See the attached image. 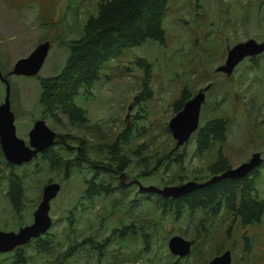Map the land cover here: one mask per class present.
<instances>
[{
  "label": "rangeland",
  "instance_id": "374dc122",
  "mask_svg": "<svg viewBox=\"0 0 264 264\" xmlns=\"http://www.w3.org/2000/svg\"><path fill=\"white\" fill-rule=\"evenodd\" d=\"M96 1L0 0V73L6 74L9 84L15 134L25 143L32 122L42 118L50 129L68 135L70 149L55 148L63 158L74 157L78 147L74 139L82 138L89 148V158L106 160L105 153L92 149L101 141H112L122 128L129 127L131 144L128 141L124 146L129 165L122 172L124 182L129 184L123 191L112 190L85 200L81 197L84 181L92 173L88 168L70 167L64 177L60 169H50L36 157L11 169L22 183L23 206L17 218L5 195L9 168L0 151V230H14L18 222L29 223L42 185L52 181L59 185L48 209L51 223L47 233L52 248L38 253L32 241L23 245L26 264H205L218 249L230 251V264H264V212L260 222L250 226L232 223L222 209L214 217L184 211L174 220L155 208L154 196L145 198L132 183L137 180L142 185L161 187L192 180L199 173L205 178V166L219 149L231 167L246 160L250 153L262 151L253 193L264 201V51L256 56L255 65L244 59L227 75L214 71L223 62L226 49L236 42L247 38L264 42V0H167L163 44L145 42L122 50L102 66L89 93L75 99L85 113L83 124L71 126L64 118L53 123L41 115L37 104L38 79L60 71L68 51L65 42L79 36L81 24L93 13ZM44 40L49 41V47L37 74L9 72L16 59ZM136 57H143L150 66L146 82L149 96L142 100L138 96L143 77L141 67L134 62ZM204 85L208 88L199 108L197 127L207 119L224 118V141L195 153L191 135L182 144L185 154L180 167L157 169L153 158L174 148V140L163 131L173 115L170 103L182 87L194 93ZM3 95L4 85L0 82V102ZM140 142L145 143V164L138 159ZM171 176L172 183L165 184ZM116 183L111 182L112 186ZM198 219L202 229L195 228ZM131 223L132 235L123 233L119 238L113 231ZM194 234L196 244L184 257L177 258L168 251L171 235L191 240ZM243 234L250 241L248 253L242 251ZM85 238L99 248H92ZM71 244H75L74 250L62 258L61 253ZM13 252L0 253V263L12 264Z\"/></svg>",
  "mask_w": 264,
  "mask_h": 264
},
{
  "label": "trees",
  "instance_id": "16d2710c",
  "mask_svg": "<svg viewBox=\"0 0 264 264\" xmlns=\"http://www.w3.org/2000/svg\"><path fill=\"white\" fill-rule=\"evenodd\" d=\"M166 4L167 0H97L93 13L88 14L81 24L79 36L65 42L68 51L60 71L55 75L38 79L40 90L37 104L41 108V115L53 123H58L61 118H64L67 124L71 126H81L84 122L85 113L75 103V99L89 93L94 82L99 79L102 66L110 59L119 56L124 49L136 48L145 42L163 44L162 21ZM134 62L142 70L143 81L138 96L139 100H142L149 96L146 82L149 81L150 66L143 57H136ZM249 62L252 65L256 64L254 59L249 60ZM190 94L191 91L182 87L177 98L170 103L173 113L181 108ZM226 123L224 118L213 117L199 125L191 134L194 138L195 153L203 152L212 143H222L225 138ZM163 131L169 134L166 126ZM61 135L67 144L70 140L68 135ZM130 137V128L124 127L114 136L112 141L99 142L92 151H98V153L102 151L106 155V160L89 158V148L82 138L74 139L77 141L78 147L75 148L73 158L60 156L55 149L56 147L70 149L60 144L43 149L36 157L50 169H60L64 177L67 176L70 167L84 166L88 168L92 173L84 181L81 197L90 200L97 195L110 193L112 190L123 191L125 189L124 183L117 176L120 172L128 169L129 155H126L124 146L128 141L129 145L131 144ZM139 145L138 159L141 164H145L144 160L147 156L143 153L145 143L140 142ZM183 145L180 148H170L157 154V157L153 158L154 166L157 169L159 167L167 169L170 165L180 167L185 154ZM130 153L132 157V150ZM164 160L165 163L162 164L161 162ZM4 164L9 168L5 195L11 209L17 218H20L19 212L23 206L21 179L11 170L12 165L5 162ZM230 167L227 158L221 154L219 149L216 151L213 161L205 166L206 175H208V177L205 175V178L208 179L210 176L221 173ZM257 172L258 168L238 179L222 178L176 198L161 197L138 190L137 192L147 199L154 196L155 208L161 214H170L174 220L179 218L184 211L188 214L200 211L204 216L214 217L222 209L232 223L237 222L241 226H250L258 224L264 212V201L257 199L253 193L255 180L258 177ZM98 174H103V177L97 178ZM202 177V181H204V174H195L192 176V180L201 182ZM173 179L174 176H171L169 181H165V184L172 183ZM113 181H117L114 186L111 184ZM17 224L20 225V222ZM197 226L202 229L201 219H198L195 228ZM115 230L118 232L119 238L122 237L123 233L134 234L132 223L113 231ZM202 237H204L203 233L201 234ZM196 239L197 235L194 234L193 239L189 240L191 246H195ZM84 240L91 244L92 248H99L100 246L91 242L89 238ZM31 241L33 242V249L38 253L50 252L52 248V241L47 231ZM103 241H106V238ZM242 243V251L248 253L250 241L244 234L242 235ZM22 247L23 245L14 249L12 264H26ZM74 248L75 244L67 246L66 250L61 253V257H67ZM220 251L218 249L215 254L220 253ZM172 264H176V262Z\"/></svg>",
  "mask_w": 264,
  "mask_h": 264
},
{
  "label": "water",
  "instance_id": "95a60500",
  "mask_svg": "<svg viewBox=\"0 0 264 264\" xmlns=\"http://www.w3.org/2000/svg\"><path fill=\"white\" fill-rule=\"evenodd\" d=\"M49 42L44 40L37 43L25 56L16 59L10 69L11 74L35 75L37 74L43 59L47 53ZM264 51V42L247 38L236 42L226 49L224 60L214 68L215 72L229 74L233 68L245 57H253ZM0 81L5 85L4 95L0 102V151L4 160L13 165L29 161L37 152L55 144H65L62 136L49 129L43 119H36L27 131V143L15 134L13 114L9 108V85L0 73ZM208 85L197 89L188 99L184 101L181 108L174 112L166 122V128L174 140L173 147L177 148L188 140L198 125L199 108L204 98V92ZM258 152L250 155L248 160L234 167L225 169L221 173L210 176L208 179L195 182L188 180L176 185H154L138 184L139 191L153 193L161 197H172L184 195L193 189L202 188L222 178L236 179L248 174L261 163ZM59 188L56 182H46L42 185L40 199L32 211V219L29 224L19 226L16 231L0 230V253L12 250L16 246L27 243L31 238L38 237L47 231L51 220L48 215L49 201L55 196ZM191 243L179 235H171L167 240L168 251L176 256L184 257L189 252ZM231 256L228 249L223 250L211 257L205 264H230Z\"/></svg>",
  "mask_w": 264,
  "mask_h": 264
},
{
  "label": "flooded vegetation",
  "instance_id": "af4514ba",
  "mask_svg": "<svg viewBox=\"0 0 264 264\" xmlns=\"http://www.w3.org/2000/svg\"><path fill=\"white\" fill-rule=\"evenodd\" d=\"M257 56V55H256ZM256 56H253V57H246V58H244V59H246V60H252V59H254L255 60V57ZM243 59V60H244ZM243 60H241V61H243ZM240 61V62H241ZM239 64V63H238ZM10 71V70H9ZM2 75V74H1ZM6 80H7V78H6V74L5 75H2ZM1 83H3L2 81H0ZM3 85H4V83H3ZM9 85V84H8ZM4 87H5V85H4ZM195 93V92H194ZM193 93H191L190 94V96L192 95ZM189 96V97H190ZM204 96H205V93H204ZM188 97V98H189ZM202 104V103H201ZM37 119H42V118H37ZM36 120V119H35ZM44 121V120H43ZM33 123V122H32ZM45 123V122H44ZM32 126V125H31ZM48 127V126H47ZM49 128V127H48ZM50 129V128H49ZM52 130V129H51ZM54 131V130H53ZM55 132H57V131H55ZM57 133H59V132H57ZM60 135H61V133H59ZM62 136V135H61ZM63 138V137H62ZM25 143V142H24ZM26 143H27V141H26ZM25 143V144H26ZM57 144H60V145H65L66 147H71V146H69V144L67 143H65V144H61V143H55V144H52V145H50V146H55V145H57ZM50 146H48V147H50ZM47 148V147H46ZM45 149V148H44ZM41 152V151H40ZM40 152H37L30 160H32L34 157H36L37 155H39L40 154ZM255 152H258L259 154H260V156H261V154H262V151L261 152H259V151H255ZM252 153H254V152H252ZM252 153H250V155L252 154ZM250 155H249V157H250ZM248 157V158H249ZM248 158L246 159V160H248ZM262 158V157H261ZM3 160H4V158H3ZM29 160V161H30ZM246 160H244V161H246ZM4 162L5 163H8V162H6L5 160H4ZM28 162V161H27ZM243 162V161H242ZM261 162H262V160H261ZM24 163V162H23ZM241 163V162H240ZM9 165H12L13 166V164H11V163H8ZM261 165V163L257 166V167H255L254 169H256V168H258L259 166ZM253 170V169H252ZM251 170V171H252ZM250 171V172H251ZM250 172L248 173V174H250ZM248 174H246V175H248ZM118 178H119V180L122 182V183H124V185H128L129 184V182H124V179H125V176L124 175H122V173L120 172V174L117 176ZM243 177V176H242ZM241 178V177H240ZM236 179H238V178H236ZM132 183L134 184V185H136V187H137V190L139 191V189H138V184H139V182L137 181V180H132ZM10 204V203H9ZM11 206V205H10ZM17 214V213H16ZM31 219H32V214H31ZM31 222V221H30ZM29 222V223H30ZM29 223H26V224H29ZM23 225H25V224H22V225H18L17 227H16V229L19 227V226H23ZM16 229H14V230H11V231H16ZM4 231H7V230H4ZM33 239H35V238H31L27 243H29V242H31V240H33ZM27 243H25V244H27ZM25 244H23V245H25ZM21 246V245H20ZM17 247H19V246H16V247H14L12 250H14L15 248H17ZM11 250V251H12ZM222 252V251H221ZM217 255V254H216ZM213 257V256H212ZM208 261V260H207ZM206 261V262H207Z\"/></svg>",
  "mask_w": 264,
  "mask_h": 264
}]
</instances>
